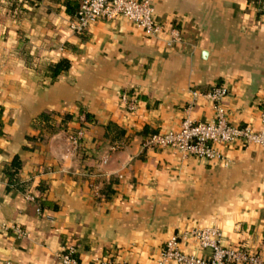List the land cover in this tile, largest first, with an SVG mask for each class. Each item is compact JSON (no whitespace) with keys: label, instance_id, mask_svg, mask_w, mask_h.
<instances>
[{"label":"crops","instance_id":"0c3cea01","mask_svg":"<svg viewBox=\"0 0 264 264\" xmlns=\"http://www.w3.org/2000/svg\"><path fill=\"white\" fill-rule=\"evenodd\" d=\"M152 4L164 29L149 34L122 17L75 31L76 0H0V264H62L67 247L78 264H177L160 262L164 241L208 256L185 234L207 225L264 257L263 145L213 142L226 163L141 145L185 115L211 118L204 92L219 84L226 119L257 127L264 12L255 0ZM14 155L23 190L3 172Z\"/></svg>","mask_w":264,"mask_h":264},{"label":"built area","instance_id":"2783aa9c","mask_svg":"<svg viewBox=\"0 0 264 264\" xmlns=\"http://www.w3.org/2000/svg\"><path fill=\"white\" fill-rule=\"evenodd\" d=\"M152 0H76V7L69 21L75 31L85 29L97 20H111L122 17L128 22L142 28L146 33L154 34L164 29L162 23L153 18ZM167 31L174 28L168 26ZM174 37L176 38L177 36ZM226 93L223 85H214L204 92L211 100L212 116L206 120L193 119L185 115L175 128L164 131H153L144 135L141 145L144 147H169L205 159H218L226 163L227 159L216 150L212 143L239 142L242 145L256 143L264 146V97L260 102L258 125L256 128L248 123H232L226 119L222 97ZM124 97V96H122ZM127 108H133V100H127ZM79 130L68 134L69 140L76 144ZM32 199L33 195L27 194ZM17 232L21 230L16 227ZM185 234L195 238L200 248L210 249L208 256L183 251L179 245V236L173 234L167 238L160 251V262L173 260L177 264H264V257L245 246L224 245L221 242L220 230L213 225L191 227ZM73 248L67 247L59 252L62 264H78L72 255ZM4 264H9L5 261ZM100 264H109L100 262Z\"/></svg>","mask_w":264,"mask_h":264},{"label":"trees","instance_id":"16d2710c","mask_svg":"<svg viewBox=\"0 0 264 264\" xmlns=\"http://www.w3.org/2000/svg\"><path fill=\"white\" fill-rule=\"evenodd\" d=\"M255 3L258 7V11L264 12V0H255ZM67 66H68V61L66 59H60V60L56 61L55 63L50 64L49 65L50 75L54 76L57 72L67 68ZM85 116H88V115L85 114ZM38 117L40 120L44 121V125L48 126V123H47L48 114H46V112H41L38 115ZM64 117L66 118L67 115H65ZM150 132H153V131H150ZM19 166H20V160H19L17 155H14L11 158V160L9 161V163H7L4 166L3 172L5 173V175L7 176V180L11 184H13L15 187L23 190L22 183L16 177ZM37 187L39 190L43 189V186H41L40 183L37 184ZM103 192H104V194H109L111 192V188L109 187V185L105 186V190ZM33 199L35 201H37V205H38L39 209H41V206L44 203H46V201L43 198H41L40 196H34Z\"/></svg>","mask_w":264,"mask_h":264}]
</instances>
